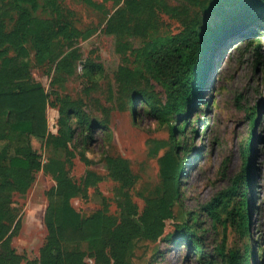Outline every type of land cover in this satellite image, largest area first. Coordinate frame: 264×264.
<instances>
[{"label":"rangeland","instance_id":"1","mask_svg":"<svg viewBox=\"0 0 264 264\" xmlns=\"http://www.w3.org/2000/svg\"><path fill=\"white\" fill-rule=\"evenodd\" d=\"M90 1L93 4L87 0H61L58 13L40 0L38 17L55 20L56 29L67 26L77 32L73 40L56 39L63 51L56 63L41 60L30 43V51L22 57L34 81L49 96V128L61 139L49 143L43 163L55 159L65 164L69 177L81 188L71 202L82 215L101 210L116 225L128 226L133 221L137 227L138 219L149 211L148 203L161 199L165 191L159 160L170 150L172 133L171 124L157 120L147 109L133 118L134 111L128 106L132 94H122L120 67L135 74L145 90L165 100V91L152 79L137 50L148 43H167L191 23L197 11L204 20L212 21L214 17H209L206 7L219 0H200L199 5L189 0H162L173 15L163 13L162 7L152 12V4L146 0ZM7 13L4 23L10 31L16 28L17 14ZM124 18L128 33L118 43L117 35L109 28L112 23L114 30H119L117 23ZM256 37L259 45L257 42L235 49L230 63L231 49L239 40L222 48L213 73L214 91L207 96L210 106H200L198 113L190 114L189 127L180 138L183 174L174 217L164 220L163 233L157 238L140 235L139 226L129 232L139 235L132 242L128 264H200L197 247L176 238L187 227L197 229L206 245L203 253L215 264H226L219 256L220 248L227 256L236 253L250 264H264V20ZM247 48L249 52H244ZM71 53L74 59L69 69L59 72L56 64L69 62ZM10 55L21 56L12 49ZM99 67L103 70L98 71ZM58 99L78 102L87 120L102 124L106 130L95 129V140L86 145L84 139L90 133L84 130L81 138L83 128L76 116L64 119L66 125L59 123ZM253 112L259 117L252 132ZM70 130L75 131L73 138L67 137ZM5 144L0 141V149ZM118 158L126 162L129 179L120 180L113 172L111 160ZM60 164L55 170L63 168ZM90 171L102 180L86 189L84 183ZM56 185L54 172L42 170L35 173L27 194L14 196L22 224L12 245L22 257L21 264H39L48 235L47 192ZM246 209L248 227L241 220ZM110 240L109 236L105 245L96 249L83 243L85 261L106 264L104 256H110Z\"/></svg>","mask_w":264,"mask_h":264},{"label":"trees","instance_id":"2","mask_svg":"<svg viewBox=\"0 0 264 264\" xmlns=\"http://www.w3.org/2000/svg\"><path fill=\"white\" fill-rule=\"evenodd\" d=\"M60 1L45 0L44 3L59 13ZM87 1L93 4L90 0ZM146 1L152 4V12L155 8L162 7L160 10L163 13L173 15L174 11H169L168 5L162 0ZM189 1L200 4V0ZM40 5V0H0V141L6 142L0 149V264H21L23 261L12 245L22 224L20 212L14 207V196L27 194L34 183L35 173L42 170L54 172L57 185L47 192L49 203L45 224L48 235L46 244L41 249L39 264H88L82 244L87 243L89 249H96L105 245L109 236L112 240L110 256H104L106 264H111L112 261L113 264H128L132 242L139 235L129 232L140 227V235L157 238L163 233L164 220L174 217V205L181 195L180 179L183 174V162L179 159L180 138L189 127V116L192 112L198 113L200 106H210L207 96L214 91L213 73L219 64L222 48L229 47L235 40H239L231 49L230 63L235 49L242 45L248 47L259 41L256 35L264 20V0L216 1L206 7L209 17H214L212 21L204 20L197 11L191 23L182 32L171 36L167 43H148L144 48L137 50L138 56L144 58L152 79L165 91V100L154 92L145 90L135 74L120 67L122 94H132L128 106L134 111L133 118L137 119L141 111L147 109L149 115L163 123L171 124V147L159 160L165 191L161 199L148 203L149 211L138 219V228L133 225V221L128 226L116 225L101 210L90 216L82 215L71 202L74 196L82 191L69 177L64 168L65 164L55 159L46 165L43 163L49 143L61 139L49 128V96L45 89L34 81L32 71L23 63L22 57L30 51L27 49V44L30 43L41 60L56 63L63 55L56 39L62 37L73 40L77 31H71L67 26L56 29L55 20L38 17L36 12ZM7 12L17 14L16 28L10 31L6 30L4 23V19L8 17ZM119 23L123 25L119 26ZM113 26L111 23L109 31L115 32L119 43L128 33L126 19L117 23L119 30H114ZM10 49L19 51L21 56L12 57ZM249 50L250 48H247L244 52ZM68 57L71 59L69 62L56 64L59 72L69 69L74 55L71 53ZM97 70L102 71L103 68L99 67ZM58 102L59 123L66 125L64 119L76 116L80 128H83L81 138L84 136V130L90 133L84 139L86 145L95 140L92 135L95 129L106 130L107 127L100 123H90L78 102L60 99ZM258 117V112H253L252 132L256 128ZM207 129L208 127L206 131ZM74 134L75 131L70 130L67 137L73 138ZM62 144H67V141ZM156 151L158 152V148ZM246 153L249 164L250 145ZM111 162L112 170L120 180L130 178V174L125 171L124 160L118 158ZM58 163L63 167L60 171L55 170ZM248 171L247 165L246 173ZM100 180V176L90 171L84 185L88 189ZM211 213L214 214V211ZM249 219V210L246 209L241 215L242 225L248 227ZM180 231L181 234L176 238L180 243L186 241L187 246L197 247L201 256L198 260L200 264H215L203 253L206 245L198 236L196 228L187 227ZM219 256L226 264H250L246 257L236 253L227 256L223 248H220Z\"/></svg>","mask_w":264,"mask_h":264}]
</instances>
